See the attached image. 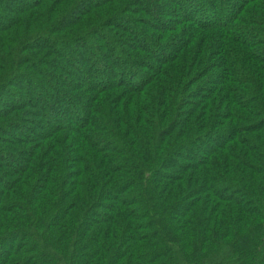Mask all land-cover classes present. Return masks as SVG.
Listing matches in <instances>:
<instances>
[{
	"label": "trees",
	"instance_id": "trees-1",
	"mask_svg": "<svg viewBox=\"0 0 264 264\" xmlns=\"http://www.w3.org/2000/svg\"><path fill=\"white\" fill-rule=\"evenodd\" d=\"M0 264H264V0H0Z\"/></svg>",
	"mask_w": 264,
	"mask_h": 264
},
{
	"label": "rangeland",
	"instance_id": "rangeland-1",
	"mask_svg": "<svg viewBox=\"0 0 264 264\" xmlns=\"http://www.w3.org/2000/svg\"><path fill=\"white\" fill-rule=\"evenodd\" d=\"M118 22V21H117ZM135 43V42H134ZM135 44H137L139 47L142 45V44H139V43H135ZM142 47V46H141ZM95 61H97V59H94ZM119 62V61H118ZM118 62H116L115 63V65L117 66V64H119ZM33 84V83H32ZM33 87V86H32ZM42 96H41V98L43 99L44 98V96H43V94H41ZM49 102H47V104H48Z\"/></svg>",
	"mask_w": 264,
	"mask_h": 264
}]
</instances>
